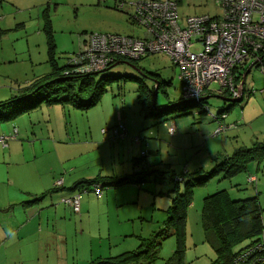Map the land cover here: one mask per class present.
I'll use <instances>...</instances> for the list:
<instances>
[{"label":"rangeland","instance_id":"obj_1","mask_svg":"<svg viewBox=\"0 0 264 264\" xmlns=\"http://www.w3.org/2000/svg\"><path fill=\"white\" fill-rule=\"evenodd\" d=\"M136 1L0 0V104L19 96L36 79L54 72L50 62L51 47L53 57L59 69H62L70 59L83 52L85 40L91 33L143 37L145 29L133 19V12L117 6L118 2ZM185 1L181 4V15L222 17L223 10L217 0ZM153 74L166 83H162L158 90L156 103H151L152 108L160 110L169 103H178L183 88L179 79L180 68L169 55L155 53L133 63L119 62L97 74L95 87L100 83L105 87L99 102L86 109L69 105L71 112L67 111L63 120L61 117L55 119L54 124H49L50 128L46 126L50 104L47 101L10 117L7 115L11 108L3 106L0 109L5 116L0 120V134L11 135L15 129L19 131L9 141V148L0 143V169L8 168V160L4 159L3 153L8 154L19 143L24 144L27 155L35 152L36 159L25 160L24 157L22 160L17 156L15 160L19 162L11 163L12 168L38 170L46 184L47 176L57 174L62 177L64 170L69 173L72 168L75 169L74 174H82L87 179L96 178L100 173L121 176L140 172L133 175L135 182L128 183L130 187L124 188L127 190L125 204H117L112 196L108 201H103L105 190L100 197L94 191H79L81 204L84 199H89L91 203L90 215L83 216L81 211L78 214L71 210L77 227L75 224L61 226V232L69 234L67 245L63 243L68 250H62L66 253L68 264H90L138 250L144 240L155 237L165 229L173 198L185 192L189 180L185 176L187 172L199 171L198 176H206L216 168L214 159L217 154H231L238 147H249L256 141L264 142V72L259 66H253L248 73L244 96L239 103L225 102L219 97L220 93L211 92L203 106L190 103L184 109L149 117L146 124L154 125L146 130L142 129L146 127L143 97L148 94L146 86L155 95L153 83L156 77ZM105 76H112V79L106 81ZM204 106L209 108L210 113L203 112ZM229 106L231 109L225 112L226 118L222 121L234 126L215 135L220 120L213 121L211 116ZM172 121L177 126L174 135L170 134L167 126L162 127L165 122ZM120 122L129 127L128 137L113 141L112 128ZM157 127H161L160 133L156 131ZM103 129L109 131L104 133ZM34 130L37 133L42 131L44 137H57V141L67 140L75 144L62 146L58 143L55 149L46 140L43 145L37 143L31 149L33 145L29 141L33 138H28V135ZM139 135L141 145L135 141ZM181 175L185 176V180L180 181L177 188L173 178L178 179ZM249 175L257 176V187L248 181ZM55 182L52 184L55 185ZM13 188L20 190L17 185ZM219 190H227L234 200L257 194L264 231V161H253L247 170L232 177H227L223 172L215 173L204 183L193 187L185 234L187 264H212L217 260L216 251L205 241L202 210L204 198ZM49 210L45 214H51L55 208ZM51 229L45 235L46 241L50 240ZM43 230L44 226L38 227L33 238L38 240ZM156 238L162 245L159 258L153 264H165L176 250L177 237L170 233ZM12 242L16 244L17 237L7 239L4 242L6 245L0 248V264H63L59 258L49 255L50 250L28 252L12 246Z\"/></svg>","mask_w":264,"mask_h":264},{"label":"built area","instance_id":"obj_2","mask_svg":"<svg viewBox=\"0 0 264 264\" xmlns=\"http://www.w3.org/2000/svg\"><path fill=\"white\" fill-rule=\"evenodd\" d=\"M223 10L222 17L209 14L191 15L180 22L179 0H139L133 19L145 29L143 37L120 34L91 33L85 40L83 52L70 59L67 75L107 71L119 60H139L143 56L165 53L180 68L182 98L203 102L204 96L217 92L231 98L241 94L242 80L237 81V70L250 60L257 61L264 72V0H217ZM215 85L216 87L212 88ZM214 134H222L233 124L222 120ZM171 135L177 131L174 121L167 125ZM109 129H103L107 133ZM0 136V143L7 146L17 136ZM112 139L128 137L123 123L112 128ZM138 144L141 137H135ZM248 181L257 187L256 175ZM56 184H62L58 180ZM97 196H102L101 183L93 185ZM62 202L75 213L81 211V194L65 197ZM231 264H264V235L248 250L238 254Z\"/></svg>","mask_w":264,"mask_h":264},{"label":"trees","instance_id":"obj_3","mask_svg":"<svg viewBox=\"0 0 264 264\" xmlns=\"http://www.w3.org/2000/svg\"><path fill=\"white\" fill-rule=\"evenodd\" d=\"M50 29H48L49 33ZM50 35V33H49ZM49 38V43L51 44ZM54 46V44H53ZM51 59L54 72L36 79L21 91L19 96L14 97L11 101L0 104V109L11 108V112L7 117L14 116L22 111L42 102L49 103H70L76 108L86 109L97 104L101 95L105 91L103 84H98L95 87V76L97 73H73L67 75L65 72L69 68V64L59 69V65L53 57V47H51ZM141 59V58H140ZM120 62H135L137 60H119ZM253 64V63H252ZM255 65L258 66L256 63ZM253 65V66H255ZM252 66V65H250ZM250 68V67H249ZM57 70V72H56ZM61 71V72H60ZM105 72V71H103ZM236 80L241 81L242 73L237 70ZM155 81L159 82V89L164 81H160L157 74H153ZM112 76H105L106 81L111 80ZM95 87V89H94ZM148 91L147 96L143 97V111L147 118L151 116L159 117L173 110L184 109L190 103H198L195 101H186L183 98L178 103H169L168 106L158 110L152 108L151 103L154 101L153 91L146 86ZM142 97V96H141ZM151 101V102H150ZM205 103V101L198 104ZM203 106V104H202ZM203 112L210 110L204 106ZM231 106L223 108L218 114L212 115L213 121H221L223 114ZM199 114V113H198ZM4 114L0 111V120L4 119ZM166 126L170 123H164ZM229 125V124H227ZM141 144V143H140ZM216 168L206 176L197 175L199 171L186 173L189 177L186 182L185 192L178 193L172 200V205L169 209V217L165 224V229L159 232L155 237L144 240L141 246L136 251L121 253L117 256L108 257L103 260L92 261L90 264H153L159 258V251L162 245L158 237L174 233L177 237L176 250L173 256L166 261L165 264H187L186 256V224L187 210L192 204L193 187L204 183V180L212 177L215 173H224L227 177H232L236 173L247 170V166L253 162L264 161V142H255L249 147H238L231 154L219 153L215 156ZM142 161V159H140ZM138 162H136V165ZM140 174V172L133 175ZM124 176L122 178H113L104 180H84L77 184L84 191H94L93 185L101 183L104 188L116 187L123 184L134 183L135 177ZM185 176H180L178 179L173 178L176 182L175 187L179 188V182L185 180ZM183 179V180H181ZM57 188H54V190ZM202 226L205 234V241L216 251L217 260L212 264H231L233 259L244 250H248L257 243L264 235L262 213L258 195L251 196L243 200H234L230 197L227 190H219L216 193L207 195L204 198L202 210Z\"/></svg>","mask_w":264,"mask_h":264},{"label":"crops","instance_id":"obj_4","mask_svg":"<svg viewBox=\"0 0 264 264\" xmlns=\"http://www.w3.org/2000/svg\"><path fill=\"white\" fill-rule=\"evenodd\" d=\"M138 1L133 3L125 2L122 4H120L121 2L120 3L118 2L117 6L120 9H130L131 12H133L131 15L133 17L136 10L135 4ZM185 2L187 1L179 0V14H180V20L183 19L182 24H185V19L187 16L199 15V14L181 15L180 13L181 4L183 5ZM127 4L129 5L128 7L126 6ZM253 62L254 60L252 59L247 63H245L244 65L240 66V68L238 69L240 70V73H242L241 74L243 78L242 81L245 79V83H246V77L248 75V74L246 75V73L248 70H249L248 73L251 71L252 68L250 69L249 67L250 65H252ZM154 83H153V89L156 87V81H154ZM220 96H224V95L220 94ZM69 105L72 106V104L70 103L48 104L49 114L47 115V118L49 120L47 121L48 123L46 125L47 128L48 127L50 128L49 124H54L55 119L61 117V119L63 120L66 117V112L67 111L69 113L71 112V110L69 109ZM145 118H146L145 119L146 127H143L142 129L147 130L149 126L151 127L154 124L147 125L146 122L148 118L146 116ZM164 126L166 125H163L162 127ZM126 128L128 129L129 127ZM160 128L161 127H157L156 129L158 133H160L161 131ZM41 132L37 133L35 130L32 133L29 132V134L30 133L31 134L28 135V138H33V140L29 141V143L33 145L31 149L35 147L37 143L43 145L46 140L53 146V148H55L54 146L58 145V143L62 144V146H64L65 144L70 145L72 143L71 141H67V140L57 141L56 140L57 137H49V136L44 137L42 136ZM4 135L6 134L5 133L0 134V136H4ZM7 146H8L7 148L10 147V145ZM41 150L43 151L42 146H41ZM17 156L22 160H24V157L25 160H27L28 158L36 159L35 152L34 154L27 155L24 150V144H19V143H17V146L12 148L8 154L3 153L4 159L8 160L7 161L8 168L6 170L4 168L0 169V248L6 245L4 242L7 241V239L17 237L18 242H16V244L12 242V246H17V248L19 247V249L21 250L24 249L27 250L28 252H33V250H42V249L50 250L51 252H49V255L52 254L55 258H59L58 260L61 261L63 264H68V260L66 259V253L62 252V250H68L65 246L67 245L69 234L68 233L63 234L61 232V230H63L61 226L62 224H66V227H69V225L71 226V224H75V228H76L77 221H73L75 216L71 215L72 208L66 205L65 203H63L62 199L65 197H70L73 194L78 193L79 191L81 192L83 191L86 193L90 192V190L84 191L82 190L81 187H77V184L84 180H95V179H103V178L104 180H108L113 178L115 179L122 178L124 176H131L132 174L131 175L125 174L118 176L114 173L113 174L100 173L98 176H96V178L87 179V177H85L82 174H77V175L74 174L75 169L72 168L70 169L69 173L64 170V172H62V177H58L57 174H53L51 175V177L47 176V184H46V181L44 180L41 173L38 172V170H33V169L17 170V168H12L11 163L19 162L18 160H15ZM136 162L138 161L136 160L135 163ZM56 176L58 178L54 179L56 178ZM54 180H56V182L57 180H62V184L58 186L55 182V185H53L52 183ZM16 185L18 186V188H20V190L13 188ZM126 187H130V185L123 184L116 187H110L108 189L104 188L105 197L103 196L104 197L103 201H105L106 199L108 201L109 198L112 196L117 204H125L127 200V195H126L127 190L124 188ZM21 188L23 190H21ZM54 188L57 189L54 190ZM129 196L130 195L128 193V198ZM90 205L91 203H89V199H84L83 203L81 204V213L83 216L90 215ZM51 208H55V211L52 212L51 214H45L46 211L49 209H50L49 211H52ZM56 209H59V211H57ZM49 215H51V217ZM50 222L51 224H53L52 229ZM40 226H44V230L42 231V234L37 240L33 238L35 237L33 236V234L36 233L37 228ZM49 229H51L49 236L50 240L46 241L45 235ZM66 232H68V229L66 230ZM22 241L23 244L21 243ZM63 243L66 245L64 246Z\"/></svg>","mask_w":264,"mask_h":264},{"label":"water","instance_id":"obj_5","mask_svg":"<svg viewBox=\"0 0 264 264\" xmlns=\"http://www.w3.org/2000/svg\"><path fill=\"white\" fill-rule=\"evenodd\" d=\"M119 62L113 64L112 66H115L116 64H118ZM257 63V61H254L252 66H250V69L253 67V65H255ZM111 66V67H112ZM249 71V70H248ZM248 71L246 73V75L248 74ZM246 77V76H245ZM244 83H245V79L243 80L242 82V89H241V94L238 98H231V97H228V96H219L223 101L225 102H230L232 104H235V103H239L242 99H243V95H244ZM158 90H159V82L156 81V87H155V95H154V103L156 102V96H157V93H158ZM209 96H204L202 97L201 99L204 101L208 98Z\"/></svg>","mask_w":264,"mask_h":264}]
</instances>
